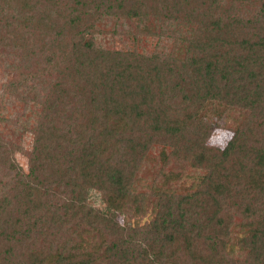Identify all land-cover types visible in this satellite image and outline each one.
Instances as JSON below:
<instances>
[{
	"label": "trees",
	"instance_id": "obj_1",
	"mask_svg": "<svg viewBox=\"0 0 264 264\" xmlns=\"http://www.w3.org/2000/svg\"><path fill=\"white\" fill-rule=\"evenodd\" d=\"M0 73V264H264V0H0Z\"/></svg>",
	"mask_w": 264,
	"mask_h": 264
},
{
	"label": "rangeland",
	"instance_id": "obj_2",
	"mask_svg": "<svg viewBox=\"0 0 264 264\" xmlns=\"http://www.w3.org/2000/svg\"><path fill=\"white\" fill-rule=\"evenodd\" d=\"M108 26L109 24L105 27L110 28ZM96 38L98 44H100L102 47L110 48L119 46L118 36L116 37L114 35L112 36L111 34H100ZM10 78V74L0 73V83H6L7 81H9ZM4 108V113L9 122L6 123L7 125H0L1 134L7 135L9 130H14L18 133V127L12 128L10 125L11 123L15 122V120L19 121L17 119L18 116L16 115V112L18 114V112L20 111L18 105L15 104V106H9L8 104H6ZM202 110L208 115V117L213 123L217 124V127L214 126L213 133L211 134L208 142L211 145L223 147L226 139L228 138V135L230 134V129L237 127L240 123V120H236L234 117L228 114L224 110V106L215 101H205L203 103ZM21 143L24 148L29 149L31 146V135L25 134L21 140ZM15 159L19 167H22L27 170L26 159L24 156H22V154L17 153L15 155ZM166 171H172V169L167 168ZM199 181L200 177L188 174L178 182V185L175 186V192L182 194H191L198 187ZM90 197L92 203L96 205L100 204L96 194H92Z\"/></svg>",
	"mask_w": 264,
	"mask_h": 264
}]
</instances>
